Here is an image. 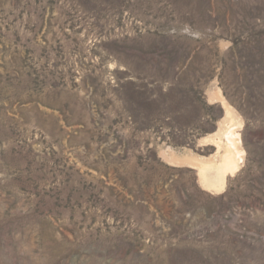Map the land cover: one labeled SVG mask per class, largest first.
<instances>
[{"label": "rangeland", "instance_id": "obj_1", "mask_svg": "<svg viewBox=\"0 0 264 264\" xmlns=\"http://www.w3.org/2000/svg\"><path fill=\"white\" fill-rule=\"evenodd\" d=\"M0 264H264V0H0Z\"/></svg>", "mask_w": 264, "mask_h": 264}, {"label": "bare ground", "instance_id": "obj_2", "mask_svg": "<svg viewBox=\"0 0 264 264\" xmlns=\"http://www.w3.org/2000/svg\"><path fill=\"white\" fill-rule=\"evenodd\" d=\"M222 104L226 109V114H230L228 105L225 102ZM213 142L217 145L219 158L200 159L195 165H197L198 175L203 185L208 189L218 191L224 187L225 177L237 170L240 159H243L245 152L240 134L235 126H229L221 131L220 135L213 139ZM221 149L222 153H220Z\"/></svg>", "mask_w": 264, "mask_h": 264}]
</instances>
